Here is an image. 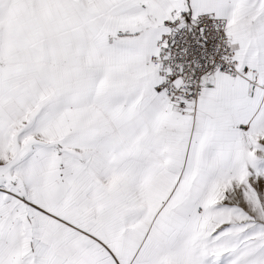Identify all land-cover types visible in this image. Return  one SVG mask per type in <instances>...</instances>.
Here are the masks:
<instances>
[{
	"label": "snow or ice",
	"instance_id": "6c2138e0",
	"mask_svg": "<svg viewBox=\"0 0 264 264\" xmlns=\"http://www.w3.org/2000/svg\"><path fill=\"white\" fill-rule=\"evenodd\" d=\"M0 264H264V0H0Z\"/></svg>",
	"mask_w": 264,
	"mask_h": 264
}]
</instances>
